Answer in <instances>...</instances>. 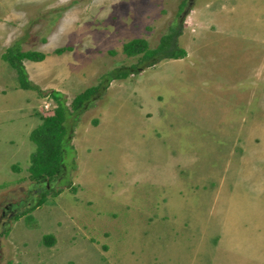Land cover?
Returning a JSON list of instances; mask_svg holds the SVG:
<instances>
[{"label": "rangeland", "instance_id": "1", "mask_svg": "<svg viewBox=\"0 0 264 264\" xmlns=\"http://www.w3.org/2000/svg\"><path fill=\"white\" fill-rule=\"evenodd\" d=\"M175 30L183 57L91 93L68 186L32 181L29 135L56 107L47 91L69 106L139 62L125 42L153 49ZM17 48L44 54L22 60L32 74L69 64L29 79L45 94L22 89L3 58ZM45 187L63 190L24 214ZM260 220L264 0H0V264H264Z\"/></svg>", "mask_w": 264, "mask_h": 264}, {"label": "trees", "instance_id": "2", "mask_svg": "<svg viewBox=\"0 0 264 264\" xmlns=\"http://www.w3.org/2000/svg\"><path fill=\"white\" fill-rule=\"evenodd\" d=\"M178 31L165 34L161 37L159 44L150 49L147 41L142 38H134L123 44L122 50L128 55L141 54V59L137 64L128 67H118L111 76L106 78V82H101L97 86L85 89L82 93L76 95L71 104H65V95L56 90L47 91V95L56 102V107L52 115L42 116V122L30 132V140L35 143L36 150L31 154L30 165L28 166L29 178L38 184L55 183L61 186H68V174L72 167L75 166V152L71 145L72 130L80 112L91 100V93H94L98 87L104 88L113 79H121L131 73L139 71L140 65L146 63L151 66L164 58L178 59L185 55L184 49L178 47L176 42ZM12 50L11 47L8 48ZM7 49V50H8ZM60 52L61 50H57ZM5 58L13 68L16 69L19 87L22 89H32L38 93L43 91L29 80L26 69L22 63L24 58L31 60H42L44 54L38 52L22 51L15 49V54L4 53ZM42 94H45L44 92ZM95 94V93H94ZM93 94V95H94ZM63 189H48L45 187L36 203L27 208L26 213L33 211L42 205L46 200L47 194L57 195ZM18 219L19 215H15ZM46 244H52L53 237L45 236Z\"/></svg>", "mask_w": 264, "mask_h": 264}, {"label": "crops", "instance_id": "3", "mask_svg": "<svg viewBox=\"0 0 264 264\" xmlns=\"http://www.w3.org/2000/svg\"><path fill=\"white\" fill-rule=\"evenodd\" d=\"M45 58V57H44ZM69 63L64 59V60H60L59 57L57 56V59L54 60V61H51V67L50 68H41L40 71L36 72L35 74H32L26 67L25 65V68L27 70V74H28V77L29 79L31 78L32 80H34L36 82V84L38 85L39 82L43 81V79H46V77L48 79H50V75H52L53 73H55V71L59 72L61 69L64 70V68L67 69V65ZM58 67V68H57ZM57 68V69H56ZM38 74H40V76H38ZM42 89V88H41ZM43 90V89H42ZM53 90V89H52ZM242 175L240 174V177ZM241 178H244V176H242ZM262 223H259L258 226L259 228L261 229V226H264V221L263 220H260ZM257 233H260L259 230H257Z\"/></svg>", "mask_w": 264, "mask_h": 264}]
</instances>
